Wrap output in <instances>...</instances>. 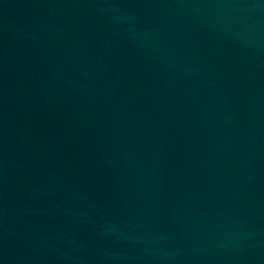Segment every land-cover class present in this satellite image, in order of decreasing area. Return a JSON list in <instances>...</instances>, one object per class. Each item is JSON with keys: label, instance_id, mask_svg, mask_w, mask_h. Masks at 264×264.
Wrapping results in <instances>:
<instances>
[{"label": "water", "instance_id": "1", "mask_svg": "<svg viewBox=\"0 0 264 264\" xmlns=\"http://www.w3.org/2000/svg\"><path fill=\"white\" fill-rule=\"evenodd\" d=\"M111 264H264V0H104Z\"/></svg>", "mask_w": 264, "mask_h": 264}]
</instances>
